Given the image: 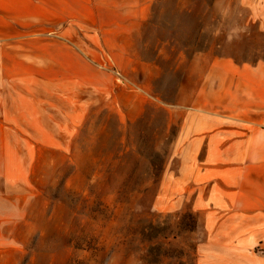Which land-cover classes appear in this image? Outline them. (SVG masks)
I'll use <instances>...</instances> for the list:
<instances>
[{
    "label": "rangeland",
    "instance_id": "obj_1",
    "mask_svg": "<svg viewBox=\"0 0 264 264\" xmlns=\"http://www.w3.org/2000/svg\"><path fill=\"white\" fill-rule=\"evenodd\" d=\"M263 25L264 0H156L139 43L143 59L159 69L151 89L137 98L131 78L107 60L126 89L116 95L115 105L82 107L79 123L70 122L68 106H60L64 122L49 123L58 115L47 116L48 109L55 113L47 103L36 113L26 92L2 90L0 112L13 102L18 135L7 121L0 123V133L27 164L38 195L17 241L10 243L13 250L2 245L1 264H197L202 219L188 202L171 207L156 201L161 176L178 164L171 105L183 67L197 54L212 50L238 61L264 59ZM18 30L19 44L28 35L56 32L53 27ZM81 34L83 45L89 44ZM35 89L33 94H42L40 84ZM48 93L60 96L52 87ZM144 93L149 99L137 117ZM72 99L67 91L64 100ZM43 126L48 138L41 136L47 134Z\"/></svg>",
    "mask_w": 264,
    "mask_h": 264
},
{
    "label": "crops",
    "instance_id": "obj_2",
    "mask_svg": "<svg viewBox=\"0 0 264 264\" xmlns=\"http://www.w3.org/2000/svg\"><path fill=\"white\" fill-rule=\"evenodd\" d=\"M155 1L0 0V100L2 90L24 91L36 107L47 103L54 109L45 111L58 115L47 122H64L61 107L68 106L70 122L79 123L82 107L115 105L126 89L107 60L131 78L139 98L159 75L139 52ZM28 27L56 32L28 35L19 44L18 29ZM81 33L89 39L86 46ZM39 84L42 94H33ZM51 87L61 98L48 93ZM67 91L73 93L68 104ZM147 99L142 94L137 117ZM175 100L168 118L178 164L161 176L157 203L188 202L202 219L197 264H264V59L238 61L212 50L197 54L183 67ZM0 115V123L12 122L18 135L13 102ZM47 129L43 126L47 134L41 136L49 137ZM5 137L0 133V249L4 244L13 250L10 243L17 241L38 194L27 164Z\"/></svg>",
    "mask_w": 264,
    "mask_h": 264
}]
</instances>
